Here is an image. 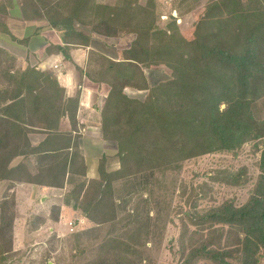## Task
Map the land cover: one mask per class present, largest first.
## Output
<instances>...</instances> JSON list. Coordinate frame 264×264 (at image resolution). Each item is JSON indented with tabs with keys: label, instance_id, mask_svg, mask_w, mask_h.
<instances>
[{
	"label": "trees",
	"instance_id": "1",
	"mask_svg": "<svg viewBox=\"0 0 264 264\" xmlns=\"http://www.w3.org/2000/svg\"><path fill=\"white\" fill-rule=\"evenodd\" d=\"M18 2L22 20H44L58 34L62 45L51 50L64 52V62L77 49L86 50V62L75 65L80 81L68 97L54 70L23 65L0 48V184H9L0 200V264H16L17 184L67 190L64 205L92 224L71 236V264H163L169 229L171 264H264V149L244 201L216 200L213 191L221 182L243 189L247 169L217 172L211 186L183 178L193 160L237 155L264 138V122L253 115L264 98V0H212L190 36L175 19L158 28L156 0ZM74 22L108 38L134 34L130 57L115 61L92 50ZM158 66L171 78L150 86L144 69ZM84 79L110 87L98 121L119 158L109 171L102 157L92 179L77 135ZM127 88L147 96L131 98ZM65 119L69 131L61 129ZM31 133L45 139L34 147Z\"/></svg>",
	"mask_w": 264,
	"mask_h": 264
},
{
	"label": "rangeland",
	"instance_id": "2",
	"mask_svg": "<svg viewBox=\"0 0 264 264\" xmlns=\"http://www.w3.org/2000/svg\"><path fill=\"white\" fill-rule=\"evenodd\" d=\"M100 1L106 4H114L116 0ZM211 2L212 0H156L157 15L159 16L157 26L159 29L165 30L168 23L175 19L181 32L190 36L195 29V24ZM74 26L80 33L91 37L92 50L115 61L130 57L128 51L136 39L134 34L108 38L93 34L90 26H84L78 22H74ZM48 27L50 28L49 24ZM75 70L71 69L73 77H76V72L79 75L78 71ZM62 72L66 73L67 71L62 69ZM144 73L150 86H156L171 78L170 70L163 66L146 68ZM86 81L84 79V83ZM73 88L74 86H72ZM83 88L84 85L82 86V91L84 90ZM125 93L129 97L139 100H144L147 96L146 91H137L131 88H127ZM101 102L102 98L98 99L93 105L98 112V106L101 107ZM253 115L259 122H264V98L253 104ZM86 125L81 123L77 125L78 132H81L82 135L85 134L86 129L87 134L94 131V129H91V125L88 127ZM97 126L99 133H101L100 124ZM100 135L101 137L78 135L79 147L86 158L88 164L87 174L90 179L98 176V167L102 157L106 158L109 171H115L119 168L117 145L103 141L102 134ZM262 149H264V138L246 142L237 155L222 153L201 157L186 164L183 178L188 181L189 185L197 186L198 183L204 182L211 186L212 183L208 178L217 174V172L236 173L240 169H247L250 180L243 189L236 190V188L226 187L221 182L214 184L213 191L216 200L221 197L236 196L238 201H244L246 199L245 194L247 195L252 185V177L257 173L255 163L259 160ZM29 165L34 171L32 164L29 163ZM193 176L196 178L194 179ZM7 185L9 184L5 185L4 190ZM66 192L67 190L59 189H43V191L36 192L30 188L19 189L17 187L15 190L16 205L14 210L16 219L13 233L14 252L17 255L10 262H15L16 264H56L60 259L63 262L62 264L72 263L69 246L71 236L89 229L92 224L75 209L64 205L63 200ZM8 193L11 194L12 192ZM2 195L0 192V200ZM57 206L59 210L54 209ZM174 234L175 231L169 229L162 244L159 257L163 264L172 263V255L167 251V244L172 240Z\"/></svg>",
	"mask_w": 264,
	"mask_h": 264
},
{
	"label": "crops",
	"instance_id": "3",
	"mask_svg": "<svg viewBox=\"0 0 264 264\" xmlns=\"http://www.w3.org/2000/svg\"><path fill=\"white\" fill-rule=\"evenodd\" d=\"M61 45L60 37L53 29L48 27L46 21H24L21 19L18 0H0V48L13 55L23 65L37 66L43 71L54 70L60 83L65 87L67 96L72 97L76 93L80 75H77L76 72V77H73L71 69L75 70L74 65L84 66L86 62V50H72L70 53L71 60L64 62L62 57L64 52L59 54L51 50L52 46ZM62 69H66L67 72H62ZM71 84L74 86L73 89ZM83 89L76 120L77 125L80 123L83 125L87 124V127L91 125V129H94V131L87 134L86 129L84 135L101 137V135L99 136L101 133H99L97 126L99 125V112L93 105H95L98 99L107 97L110 87L106 84L94 85L86 81ZM3 107L5 108L6 105H3ZM98 108L100 107L98 106ZM61 129L64 131L70 130L68 119L62 121ZM79 134L80 136H84L81 132H78L77 135ZM74 135H76L75 132ZM28 137L34 147L38 146L45 139V136L39 133H31ZM21 161L22 158L16 159L12 166H16ZM26 163L29 165L28 161ZM7 183L0 184L1 194L5 191L4 187ZM17 187L19 189L30 188L36 192L43 191V189L47 190V188L29 184H17Z\"/></svg>",
	"mask_w": 264,
	"mask_h": 264
}]
</instances>
